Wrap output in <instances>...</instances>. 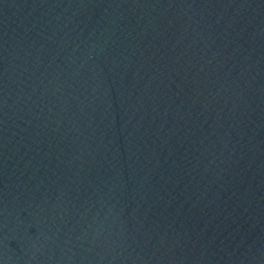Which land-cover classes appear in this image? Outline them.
<instances>
[{
    "label": "water",
    "instance_id": "95a60500",
    "mask_svg": "<svg viewBox=\"0 0 264 264\" xmlns=\"http://www.w3.org/2000/svg\"><path fill=\"white\" fill-rule=\"evenodd\" d=\"M0 264H264V0H0Z\"/></svg>",
    "mask_w": 264,
    "mask_h": 264
}]
</instances>
